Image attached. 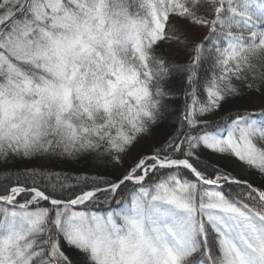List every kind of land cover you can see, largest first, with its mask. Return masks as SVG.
I'll return each instance as SVG.
<instances>
[{
  "label": "snow or ice",
  "instance_id": "6c2138e0",
  "mask_svg": "<svg viewBox=\"0 0 264 264\" xmlns=\"http://www.w3.org/2000/svg\"><path fill=\"white\" fill-rule=\"evenodd\" d=\"M173 112L114 179L7 172L0 264H264V185L202 158L264 177V0H0V161L123 164Z\"/></svg>",
  "mask_w": 264,
  "mask_h": 264
},
{
  "label": "trees",
  "instance_id": "16d2710c",
  "mask_svg": "<svg viewBox=\"0 0 264 264\" xmlns=\"http://www.w3.org/2000/svg\"><path fill=\"white\" fill-rule=\"evenodd\" d=\"M193 30L194 29L189 31L188 36L194 41H199L206 34L205 29H197L196 31ZM161 51L166 57L173 61L182 62L189 58V53L187 51L177 49L175 46L164 45L161 48ZM172 87L174 89L177 87L175 81H173ZM170 103L173 108H177L182 103V99L172 100ZM243 104H248L249 107L259 108L261 106V101L257 98L254 103H249V97L247 96L243 100L232 101L220 111L214 112V115L210 120L219 121L226 115L227 111L234 110ZM177 114L178 113L173 112L172 116H169L167 120L154 126L151 134L139 141L136 147L128 154L123 164H115L110 159H104L102 157L96 158L92 154L55 160L37 158L35 160L25 161L12 158L7 162L0 161V182H4V175L9 171H19L25 168L34 167L47 169L53 172L66 173L69 176H103L114 179L125 171L136 156L148 152L153 147L159 146V144L166 139V134L172 131L174 126V117ZM202 158L211 159L213 163L218 164L220 167H227L229 170L233 171V174L238 178L247 179L255 186L264 185V177L257 175L255 170L247 169L244 164L242 165L247 169V173L245 174L228 159H215L214 157H210L207 153H205ZM69 182L74 183V181ZM42 206H47V204Z\"/></svg>",
  "mask_w": 264,
  "mask_h": 264
},
{
  "label": "rangeland",
  "instance_id": "374dc122",
  "mask_svg": "<svg viewBox=\"0 0 264 264\" xmlns=\"http://www.w3.org/2000/svg\"><path fill=\"white\" fill-rule=\"evenodd\" d=\"M196 30L197 29H194L193 31H196ZM213 115H214V113H211L208 116H206L205 118L210 120L213 117ZM210 157H214L215 159H221V160L228 159L232 164H235V166H237L240 169L241 172H243L244 174L247 173V169L242 165V163L237 161L234 158H226V157L215 156V155H211Z\"/></svg>",
  "mask_w": 264,
  "mask_h": 264
}]
</instances>
